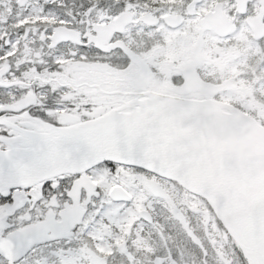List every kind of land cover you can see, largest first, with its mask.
I'll list each match as a JSON object with an SVG mask.
<instances>
[{
    "label": "snow or ice",
    "instance_id": "6c2138e0",
    "mask_svg": "<svg viewBox=\"0 0 264 264\" xmlns=\"http://www.w3.org/2000/svg\"><path fill=\"white\" fill-rule=\"evenodd\" d=\"M0 264H264V0H0Z\"/></svg>",
    "mask_w": 264,
    "mask_h": 264
}]
</instances>
